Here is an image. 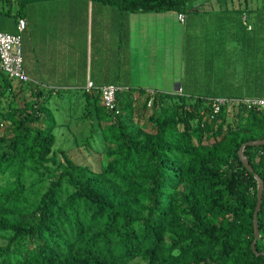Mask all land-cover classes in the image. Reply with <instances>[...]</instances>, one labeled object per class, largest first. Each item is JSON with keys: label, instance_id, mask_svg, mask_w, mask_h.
Instances as JSON below:
<instances>
[{"label": "trees", "instance_id": "16d2710c", "mask_svg": "<svg viewBox=\"0 0 264 264\" xmlns=\"http://www.w3.org/2000/svg\"><path fill=\"white\" fill-rule=\"evenodd\" d=\"M36 1L47 0H3L17 4L18 20ZM94 1L134 14L199 10L198 0ZM28 87L0 72V264H264V193L252 248L264 146L244 149L255 174L239 157L243 144L264 140V114L213 107L258 93L130 90L116 118L98 92L72 93L68 119L90 127L73 136L75 148L101 155L94 170L57 147V129L70 123L51 114L54 92L28 101Z\"/></svg>", "mask_w": 264, "mask_h": 264}, {"label": "crops", "instance_id": "0c3cea01", "mask_svg": "<svg viewBox=\"0 0 264 264\" xmlns=\"http://www.w3.org/2000/svg\"><path fill=\"white\" fill-rule=\"evenodd\" d=\"M4 2L0 0V32L21 36L23 66L31 79L25 85L29 86L25 91L28 101L37 89L54 94L88 92V82L94 84L96 92L113 85L125 93H172L173 88L186 93L185 84L182 87L180 82L183 61L179 45L187 16L181 23L173 13H125L93 0L36 1L27 6L21 18L26 27L20 32L17 4L5 7ZM214 3L217 1L199 7L195 37H189V45L195 44L197 53L204 46L217 51L208 59L212 63L199 68L198 81L209 87L210 94L224 90L222 86L227 84L229 93L255 92L256 96L244 98H264V0H239L237 11H233L238 14L227 12L226 39L214 37L217 32L210 30V17L217 16L213 14ZM173 37L179 49L175 60ZM189 51L194 54L193 46ZM195 57L186 68L192 83ZM237 63L242 64L241 69L236 68ZM49 101V110L60 124L59 106L49 105Z\"/></svg>", "mask_w": 264, "mask_h": 264}, {"label": "rangeland", "instance_id": "374dc122", "mask_svg": "<svg viewBox=\"0 0 264 264\" xmlns=\"http://www.w3.org/2000/svg\"><path fill=\"white\" fill-rule=\"evenodd\" d=\"M213 0H198V1H194L193 2V6L196 7H201L206 5L208 2L209 4L212 3ZM217 4L214 3L212 5V8L215 15L217 16H213L210 17V22H212V25L210 26V30H214L217 33L214 34V37H218L220 39L222 38H229V34H228V30L224 29L225 27L227 28L229 25V22H226L227 18H226V14L227 12L230 11L231 14H235L237 15V12H233V11H237L238 9V2L239 0H216ZM14 3V2H13ZM16 9V7H15ZM231 17V15H230ZM229 17V18H230ZM209 20V19H208ZM187 21L188 24L186 27H182V30L184 32L183 38L180 40V57L183 61V64H180L181 67V78H180V82L182 87L185 84V91L188 94L191 95H213L210 94L208 92L209 87H207V85H202V80L199 82L198 81V74L197 72H201V70L199 69L200 67H203L208 65V63H212L210 61H208L209 58H211V56H213V54L216 55L217 51H214L212 49V47L210 46H204V48L201 50H198V53L196 51V46L194 45H189L190 44V34H192L195 37V14L192 15H188L187 16ZM223 27V28H222ZM206 32V30H203V34ZM202 34V35H203ZM186 37V39H185ZM173 43H174V47H173V53H174V60L177 56L176 50L178 48H176L177 45V38L173 37ZM190 46H193L194 50L196 51L197 55H195V51L194 54L190 53L189 49ZM179 50V49H178ZM222 55V54H221ZM192 56H196L195 59L193 60V62H195V69L194 70V81L192 83V78L190 76V72L186 71V68L188 67V62L192 61ZM216 63V62H215ZM210 66V65H209ZM198 67V68H197ZM242 64H236V68L237 69H241ZM206 81V80H204ZM14 87H16V83H13ZM172 93H177L176 90H174V88L172 89ZM81 91V90H80ZM82 92V91H81ZM27 94H30V90H28L26 92ZM54 94V93H53ZM72 94V93H71ZM70 94L67 93H62L57 95L56 93L51 96V100L49 101V105L50 104H54L55 106H59V111L61 113H59V118H60V125L61 124H67L70 123L69 127H60L59 129H57L56 133L58 136V142H57V147H62L64 150L66 151H70L71 149H73V151L71 152L72 158L75 161H79L82 163H86L89 166H91L94 170H97L100 166V162H101V155L97 152L92 153L91 151H87L86 149H84V147H80V148H75L76 147V142H75V138L73 137L74 135L76 136V134L80 135L78 138V140H83L84 138H86L90 131V127L87 125L85 127V129H83V125L77 126L76 122L78 120H70V117L68 119V115L67 113H71V106L69 107V105H71L72 103L67 99V96H69ZM56 99H55V98ZM144 99H141V105L143 104ZM77 102V101H76ZM76 102H74L73 104H76ZM235 105H230V110H232V107L234 108ZM82 108L83 105L79 104V101L77 103V111L75 112V116H80L82 114ZM83 129V130H82ZM98 132V130H97ZM3 134V128H0V137ZM96 148V146H94Z\"/></svg>", "mask_w": 264, "mask_h": 264}, {"label": "built area", "instance_id": "2783aa9c", "mask_svg": "<svg viewBox=\"0 0 264 264\" xmlns=\"http://www.w3.org/2000/svg\"><path fill=\"white\" fill-rule=\"evenodd\" d=\"M178 18L181 23L185 21V16L182 14L178 15ZM25 27L26 21L20 19L18 23L19 31H24ZM23 63L24 58L21 36L0 32V72L9 79L18 80L25 84L29 83L31 80L23 69ZM94 89H96L94 84L88 82L86 90L91 92ZM124 92L125 90L123 88L113 85L99 89V94L101 95L106 110L111 112L114 118L120 114L118 96ZM149 94L151 96L154 95L153 92H150ZM150 104L151 102H149V106ZM225 104H228L229 106L242 104L264 114V98H243L234 100L215 99L213 101L215 111H219L220 107Z\"/></svg>", "mask_w": 264, "mask_h": 264}, {"label": "water", "instance_id": "95a60500", "mask_svg": "<svg viewBox=\"0 0 264 264\" xmlns=\"http://www.w3.org/2000/svg\"><path fill=\"white\" fill-rule=\"evenodd\" d=\"M264 146V140H256V141H251V142H247L245 144H243V146L241 147L240 151H239V157L241 162L243 163L244 167L251 173H254L253 168L250 166L249 162L247 161V159L244 156V149L248 146ZM255 178L258 180V203H257V208L255 210V214H254V231H255V239L254 242L252 244V248L253 250H255L256 247V243L260 237V230H259V225H258V214L261 210L262 207V199H263V193H264V184L262 179L255 174Z\"/></svg>", "mask_w": 264, "mask_h": 264}, {"label": "clouds", "instance_id": "9594fccd", "mask_svg": "<svg viewBox=\"0 0 264 264\" xmlns=\"http://www.w3.org/2000/svg\"><path fill=\"white\" fill-rule=\"evenodd\" d=\"M12 35V34H11ZM28 76V75H27ZM31 80V79H30ZM31 83V81L29 82V83H24L25 85H28V84H30ZM99 93V92H98ZM125 93V92H124ZM177 93H179V92H177ZM149 94V93H148ZM155 94V93H154ZM153 96V95H152ZM219 99H224V98H219ZM226 100H228V99H226ZM103 102V101H102ZM119 102V101H118ZM104 104V103H103ZM151 105V104H150ZM105 106V105H104ZM111 113V112H110ZM113 115V114H112Z\"/></svg>", "mask_w": 264, "mask_h": 264}]
</instances>
